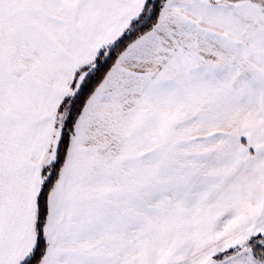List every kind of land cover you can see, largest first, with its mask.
<instances>
[{"label":"snow or ice","instance_id":"snow-or-ice-1","mask_svg":"<svg viewBox=\"0 0 264 264\" xmlns=\"http://www.w3.org/2000/svg\"><path fill=\"white\" fill-rule=\"evenodd\" d=\"M0 264H264V0H0Z\"/></svg>","mask_w":264,"mask_h":264}]
</instances>
